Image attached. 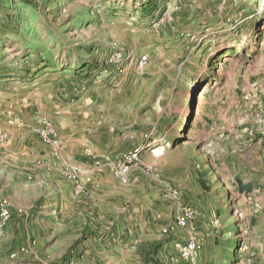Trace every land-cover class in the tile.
<instances>
[{
  "label": "rangeland",
  "instance_id": "374dc122",
  "mask_svg": "<svg viewBox=\"0 0 264 264\" xmlns=\"http://www.w3.org/2000/svg\"><path fill=\"white\" fill-rule=\"evenodd\" d=\"M0 155L12 259L264 264V0H0Z\"/></svg>",
  "mask_w": 264,
  "mask_h": 264
},
{
  "label": "crops",
  "instance_id": "0c3cea01",
  "mask_svg": "<svg viewBox=\"0 0 264 264\" xmlns=\"http://www.w3.org/2000/svg\"><path fill=\"white\" fill-rule=\"evenodd\" d=\"M20 158L19 157H13L11 161H6L3 156L0 155V187H2L6 181L12 185L13 192H16V195H26V194H35L36 192V187L35 185H31L29 183L28 186H25L24 183L20 181ZM10 166V167H9ZM6 167L9 169L6 170ZM31 168V166H30ZM28 176H31L29 174ZM0 191L2 189L0 188ZM14 195V194H13ZM12 195V197H13ZM21 199V198H19ZM18 226H23L24 221H20L17 224ZM12 227V222L9 223L8 225V230L9 232L11 231ZM21 234V232H18V235ZM17 235V240L14 241L12 238V235L10 233L7 234V236L0 237V264H26V259L29 258L23 253H18L16 258L12 259L9 256V253H12L13 251H18L19 245L24 244L25 241H20V237ZM11 238L10 240L7 241V239ZM23 240V238H22ZM20 243V244H19ZM27 243L30 245V240L27 241ZM14 246L12 247V245ZM17 254V253H15Z\"/></svg>",
  "mask_w": 264,
  "mask_h": 264
},
{
  "label": "built area",
  "instance_id": "2783aa9c",
  "mask_svg": "<svg viewBox=\"0 0 264 264\" xmlns=\"http://www.w3.org/2000/svg\"><path fill=\"white\" fill-rule=\"evenodd\" d=\"M146 60H147L146 55H143L140 58L141 63L145 62ZM13 211L14 210L12 208L10 200L0 195V231H2V229L4 228L6 222L11 217ZM22 211H23L22 209H19V212H22ZM178 224L184 225V224H186V221H184L183 219L180 218L178 220ZM13 256H15V254H13ZM44 264H46V263H44ZM67 264H78V262L71 261L70 263H67Z\"/></svg>",
  "mask_w": 264,
  "mask_h": 264
}]
</instances>
